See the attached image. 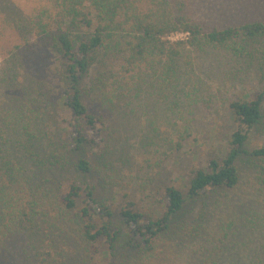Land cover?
<instances>
[{"label": "rangeland", "instance_id": "374dc122", "mask_svg": "<svg viewBox=\"0 0 264 264\" xmlns=\"http://www.w3.org/2000/svg\"><path fill=\"white\" fill-rule=\"evenodd\" d=\"M10 1L15 10L3 6L5 2L0 0V128L6 141L5 149L13 157H23L29 146L23 147L20 138L24 139L21 133L26 129L43 139L38 157H51L52 153L61 160L63 157L76 160L82 156L91 167L86 176L77 174L71 165L58 171L53 168V171L45 172L44 182L37 186L31 176V165L20 160L24 172L15 192L28 200L31 195L34 201L39 199L36 203V211L40 213L37 233L43 252L50 255L48 264H60L61 252L74 249L69 240L61 244L58 241L61 238L56 239L55 228L51 226L55 222L53 214L47 213L51 204L60 209L68 186L75 184L81 189L77 199L79 209L84 204L85 188L90 186L98 201L111 204L115 218L119 209L128 205L140 213L158 217L163 212L161 201L166 188L175 187L185 194L194 171L204 169L208 161L223 159L228 154L229 139L235 131L229 104L244 95L253 98L264 92L262 58L255 61L254 68L247 69L221 53L211 65L212 50L202 52L199 47H183L175 66L165 68L157 81H149L141 88H138L137 76L123 81L126 91L121 97L109 100H115L116 106L101 104L96 98L85 96L84 105L101 118V126H98L101 132L95 133L94 145L86 147L83 155L70 154L68 142L72 122L70 112L59 101L66 86L60 60L58 55L44 51L34 39L24 36L28 18L35 9L48 7L49 0ZM181 1L185 3L188 17L207 31L243 23L264 24V0ZM183 36L170 35L167 40L173 43L182 40ZM25 41L30 44L25 45ZM255 49L264 55V44ZM35 123L39 126L35 127ZM249 139L251 149L264 147V121ZM239 157L237 166L242 174L239 187L233 191L207 193L195 202L187 203V214L181 216L183 222L180 221L179 227L192 223L202 209L210 220L214 211L213 221L230 222L233 218L227 206L217 207L216 204L225 198L234 197L237 210L246 209L248 204L258 207L263 203L264 198L245 164L247 156ZM18 194H14V200L20 197ZM1 203L0 264H38L35 255L27 261L30 256L23 252L27 239L5 238L10 233L11 223L3 216L9 209ZM255 210L250 211L251 214ZM211 223L205 220L206 233L199 238L178 241L183 242L181 245L162 238L153 253L139 264H192L196 257V262L200 263L208 254L209 241L221 240ZM79 245L87 246L81 240ZM106 248L104 240H98L93 257L88 255L85 264H134L130 261L131 253L113 261L104 254Z\"/></svg>", "mask_w": 264, "mask_h": 264}, {"label": "trees", "instance_id": "16d2710c", "mask_svg": "<svg viewBox=\"0 0 264 264\" xmlns=\"http://www.w3.org/2000/svg\"><path fill=\"white\" fill-rule=\"evenodd\" d=\"M2 1L5 2L3 6L15 10L10 0ZM24 28L26 39H34L39 47L58 55L60 60L66 86L59 101L70 112L72 122L68 142L70 154L83 155L86 147L94 145L95 133L101 132L98 130L101 118L84 105L85 96H92L101 104L116 106L115 100H109L121 97L126 91L123 81L137 76L138 88L146 87L149 81H157L165 68L175 66L183 47H199L202 52L212 50L211 65L221 53L247 69L254 68L255 61L264 60V55L255 49L264 44L263 23H243L207 31L188 17L181 0H49L48 7L35 9ZM179 34L184 35L182 40L173 43L167 40L170 35ZM25 42V45L30 44ZM228 108L235 124L228 154L220 160L212 159L206 168L194 171L185 194L175 187L166 188L161 201L163 212L158 217L145 215L128 205L120 208L115 218L111 204L98 201L90 186L85 188L84 204L79 209L77 199L81 189L75 184L68 186L60 209L52 204V208L47 209V213L53 214L55 222L51 226L55 228L56 239L61 238L58 240L61 244L67 239L74 246L72 252H61L60 264H85L88 255L93 257L98 240H104L107 245L104 254L111 260L131 253L130 261L139 264L153 253L162 238L178 242L201 237L206 233L205 220L212 222L215 235L221 236V240L209 241L208 254L200 263L196 262V257L192 264H264V201L258 207L248 204L246 209L237 210L234 197L225 198L216 204L217 207L227 206L233 218L230 222L213 221L214 211L210 220L202 209L192 223L179 227L181 216L187 214V203L195 202L207 193L233 191L239 187L242 182L237 166L240 155L247 156L245 164L264 198V147L251 149L248 145L250 134L264 121V92L253 98L244 95L232 101ZM35 124V127L39 126ZM24 130L21 133L24 139L20 138V142L23 147H29L23 157H13L5 149L6 141L0 128V203L4 201L1 204L9 209L3 216L11 223L10 233L5 238L27 239L23 251L30 256L27 261L35 255L38 264H48L50 255L43 252L37 233L40 213L36 211V203L39 199L34 201L31 195L28 200L15 192L24 172L20 160L31 165V176L37 186L44 182L45 172L53 171V168L58 171L71 165L77 174L86 176L91 167L82 156L76 160L70 157L61 160L52 153L51 157H38L43 139ZM14 194L21 198L14 200ZM0 208L1 216L3 207L0 205ZM79 240L87 246L80 247Z\"/></svg>", "mask_w": 264, "mask_h": 264}]
</instances>
